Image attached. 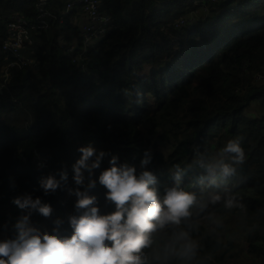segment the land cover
I'll return each mask as SVG.
<instances>
[{
  "label": "trees",
  "instance_id": "1",
  "mask_svg": "<svg viewBox=\"0 0 264 264\" xmlns=\"http://www.w3.org/2000/svg\"><path fill=\"white\" fill-rule=\"evenodd\" d=\"M38 1L0 0V85L8 61L2 45L16 14L33 25L32 43L23 53L37 65L14 68L8 90L0 91V239L14 237L16 221L25 214L41 232L70 235L69 217L82 211L75 208L76 190L95 196L100 214L114 210L96 179L108 156L93 170L94 187L73 179L77 148L91 142L137 174L150 170L158 198L176 183L178 170L180 187L197 197L190 217L152 234L153 246L143 250L149 264H264V85L253 82L264 72V0H100L112 28L85 52L83 70L62 44L80 39L77 11L60 16L64 0H48L52 16L44 22L52 24L46 31L39 26ZM203 4L208 11L195 20L163 29ZM27 70L32 74L23 82ZM237 137L243 163L213 180L199 162L214 163L223 144ZM145 150L151 160L141 165ZM41 159L43 169L34 163ZM50 169L58 179L61 171L67 178L45 194L38 181ZM24 193L48 203L50 214L12 203ZM217 193L221 200L212 203ZM229 195L236 199L231 208L224 205ZM228 214L242 227L243 247L203 225ZM180 231L195 242L194 255L154 259ZM239 251L244 257H235Z\"/></svg>",
  "mask_w": 264,
  "mask_h": 264
},
{
  "label": "clouds",
  "instance_id": "2",
  "mask_svg": "<svg viewBox=\"0 0 264 264\" xmlns=\"http://www.w3.org/2000/svg\"><path fill=\"white\" fill-rule=\"evenodd\" d=\"M77 151L80 155L71 165L73 179L81 185L87 172L88 188L96 183L91 178L93 170L99 168L108 156V166L96 179L107 190L106 199L114 204V210L100 214L94 203L95 196L86 190H76L75 208L82 211L69 217L72 231L67 236L60 235L55 229L51 232L37 230L29 223V215L25 214L16 221L15 236L0 239V264H149V256L143 250L153 246L152 234L168 225L178 226L192 215L191 209L197 203V197L180 187L179 170L174 174L176 183L166 188L163 196L158 198L156 177L150 170L137 174L134 166L118 163L116 155L98 150L91 142L79 145ZM33 155L39 158L41 153L37 151ZM225 157L231 163L226 162ZM244 159L245 152L237 137L223 144L217 161L199 163L215 180L217 176L226 178L232 175L235 172L233 165L243 163ZM150 160V151L145 150L141 165L148 164ZM37 166L42 167L43 162L38 160ZM52 173L39 178V186L45 194L54 192L60 181L67 178L64 171L59 173V179ZM209 199L215 203L221 200V196L217 193ZM12 203L29 213L36 210L48 216L51 212L48 203L30 193L13 197ZM235 203L234 196L224 198L227 208ZM195 249L196 244L188 233L180 231L155 252L153 258L167 259L173 255L187 260L194 255Z\"/></svg>",
  "mask_w": 264,
  "mask_h": 264
},
{
  "label": "built area",
  "instance_id": "3",
  "mask_svg": "<svg viewBox=\"0 0 264 264\" xmlns=\"http://www.w3.org/2000/svg\"><path fill=\"white\" fill-rule=\"evenodd\" d=\"M217 1V0H211ZM48 0H39L37 3L38 15L37 18L42 23L41 29L48 30L52 23L44 22V18L52 16V12L47 8ZM64 11L60 16L72 14L73 11H77L76 23L81 31L80 39L73 38L69 43H62L67 46V54L71 57L72 62L76 64L78 69H85L83 59L85 58V52H88L89 48L101 40L107 32L112 28L110 25V16L102 13L100 0H64ZM208 11V5L203 4L201 8L191 10L186 15H181L175 20L168 21L163 24V29L172 27H183L188 22L195 20L202 13ZM16 19L7 25V36L4 39L2 45V52L5 54L8 60L3 67V81L0 85V91L8 90L9 77L11 76L14 68H24L29 66L32 70H35L37 65L33 60L24 56L23 50L28 48L32 39L30 37V30H33V25L28 23L23 14H16ZM54 16V19H57ZM257 84L264 85V72L256 74L254 81ZM42 167H38V160H35V165L43 169L45 168V160ZM53 170L50 169V173ZM89 176L84 178V184L88 185Z\"/></svg>",
  "mask_w": 264,
  "mask_h": 264
},
{
  "label": "rangeland",
  "instance_id": "4",
  "mask_svg": "<svg viewBox=\"0 0 264 264\" xmlns=\"http://www.w3.org/2000/svg\"><path fill=\"white\" fill-rule=\"evenodd\" d=\"M76 13V12H75ZM150 69L149 65H146L145 71ZM253 106L256 107L257 103L253 102ZM203 225L205 226L206 230L210 233L217 235L222 240H234L235 245L237 247H243V234H242V227L239 226L237 223H234L230 218V214L225 215L221 218H217L214 220H210L204 222ZM235 257H244L243 252L239 251L236 253Z\"/></svg>",
  "mask_w": 264,
  "mask_h": 264
},
{
  "label": "water",
  "instance_id": "5",
  "mask_svg": "<svg viewBox=\"0 0 264 264\" xmlns=\"http://www.w3.org/2000/svg\"><path fill=\"white\" fill-rule=\"evenodd\" d=\"M32 74V70H27L23 76L22 81L25 82L27 78Z\"/></svg>",
  "mask_w": 264,
  "mask_h": 264
}]
</instances>
